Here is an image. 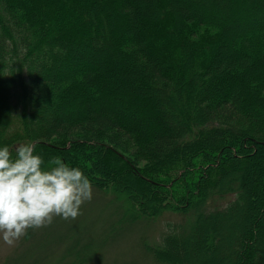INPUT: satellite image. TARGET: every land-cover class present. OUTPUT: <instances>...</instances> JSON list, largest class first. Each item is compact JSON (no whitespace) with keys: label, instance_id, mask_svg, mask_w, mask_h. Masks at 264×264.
<instances>
[{"label":"trees","instance_id":"16d2710c","mask_svg":"<svg viewBox=\"0 0 264 264\" xmlns=\"http://www.w3.org/2000/svg\"><path fill=\"white\" fill-rule=\"evenodd\" d=\"M220 1L0 0V147L15 157L16 146L35 143L44 161L60 157L141 213L187 211L190 229L235 219L249 204L256 216L239 227L232 219L224 244L233 264H262L254 237L264 210V0ZM87 53L100 66L77 62ZM103 99L140 118L97 106ZM221 111L251 125L218 119ZM94 126L124 135L150 164L138 168L95 138L68 140L71 129ZM235 168L244 175L233 177ZM214 194L224 206L206 212ZM186 232L149 247L158 264H196L179 256L192 243Z\"/></svg>","mask_w":264,"mask_h":264},{"label":"rangeland","instance_id":"374dc122","mask_svg":"<svg viewBox=\"0 0 264 264\" xmlns=\"http://www.w3.org/2000/svg\"><path fill=\"white\" fill-rule=\"evenodd\" d=\"M197 1L199 4H204V0ZM216 5L221 7V1L217 0ZM212 9L217 10L219 8ZM197 11L203 14L200 9ZM214 16H217L214 17L215 20L220 21L219 15ZM110 53H112V49L106 40L103 55L107 54L108 56ZM82 57L77 61L78 63H88L96 65V67L102 63V60L99 61L98 59L99 57L101 59L100 55L97 57L87 53ZM120 104L118 101L103 99L97 106L113 108L120 113L119 115L126 116L128 119L140 118L135 107L123 109ZM63 109L60 108L61 113L65 112ZM217 118L226 119L247 128L251 125L240 120V116H236L235 120L232 121L226 118L222 111L221 114H217ZM164 128L167 129L165 126ZM96 131L95 126L85 129V131L71 129L68 140L79 141L80 139L95 138L118 149L122 154L128 156L138 168L150 164L145 158L139 160L133 157L134 149L124 135H114L115 133L111 132L98 134L95 133ZM261 131L264 132V128ZM254 134L257 135L258 133L254 132ZM48 140L52 142L61 141L54 136ZM66 160H71V156L66 155ZM242 170L235 168L230 170V174L233 177L242 176L244 175ZM249 178L251 184L248 182V186L251 188L247 194L249 193L252 197V186H257L258 183H256V175L250 174ZM123 198L125 197L117 198L107 190L92 187L91 200L81 205L80 214L74 220H65L56 216L53 218V222L46 227L29 228L27 234L12 246L5 244L0 238V264H158L159 262L149 252V247L161 245L163 238L168 233H184L185 235L186 231H189L187 235H189V242L192 243L184 246L186 252L184 249H180L179 256L185 258L188 263L233 264L235 257L228 256L229 248L224 244V234L226 235L229 230L231 231L233 216L226 218L223 216L220 221L215 216L217 218L214 222L215 225L211 223L214 220L213 217L200 219L197 221L196 228L191 227L190 229L189 221L192 215L188 214L187 211L178 212L163 207L157 211L151 210V214H148L147 211L141 213L136 206L131 207L129 202L124 201ZM216 198L217 194H214L213 199L208 201L206 212H211V209L217 206H224V197L222 199ZM248 207L249 204L244 206L242 210L238 209L234 212L236 216L234 220L238 222L234 225L244 226L256 216ZM163 209L165 210L162 212ZM157 213L161 214L152 217ZM202 222H206L204 226L201 225ZM258 226L260 237H254V240L259 239L260 241L262 247L261 262L264 264V210ZM255 262L256 264L260 262L259 257H256Z\"/></svg>","mask_w":264,"mask_h":264},{"label":"clouds","instance_id":"9594fccd","mask_svg":"<svg viewBox=\"0 0 264 264\" xmlns=\"http://www.w3.org/2000/svg\"><path fill=\"white\" fill-rule=\"evenodd\" d=\"M35 143H22L15 157L0 147V238L12 246L29 228L46 227L59 216L75 219L81 205L91 200L92 186L77 167L60 157L48 161L35 154Z\"/></svg>","mask_w":264,"mask_h":264}]
</instances>
